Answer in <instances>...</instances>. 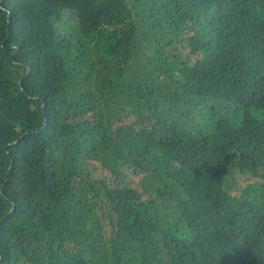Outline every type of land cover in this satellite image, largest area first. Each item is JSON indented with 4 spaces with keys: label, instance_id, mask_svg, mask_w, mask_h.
I'll return each instance as SVG.
<instances>
[{
    "label": "trees",
    "instance_id": "16d2710c",
    "mask_svg": "<svg viewBox=\"0 0 264 264\" xmlns=\"http://www.w3.org/2000/svg\"><path fill=\"white\" fill-rule=\"evenodd\" d=\"M0 264H264V0H0Z\"/></svg>",
    "mask_w": 264,
    "mask_h": 264
},
{
    "label": "rangeland",
    "instance_id": "374dc122",
    "mask_svg": "<svg viewBox=\"0 0 264 264\" xmlns=\"http://www.w3.org/2000/svg\"><path fill=\"white\" fill-rule=\"evenodd\" d=\"M63 17L65 21L66 29L74 35L76 39H84V36L82 35V32L80 30L77 16L75 15V12L71 10H65L63 12ZM142 59V58H141ZM141 62V61H140ZM140 62H136L134 66V72H136L137 67L139 66ZM131 76L135 75L133 73H129Z\"/></svg>",
    "mask_w": 264,
    "mask_h": 264
},
{
    "label": "bare ground",
    "instance_id": "6f19581e",
    "mask_svg": "<svg viewBox=\"0 0 264 264\" xmlns=\"http://www.w3.org/2000/svg\"><path fill=\"white\" fill-rule=\"evenodd\" d=\"M236 3H237V1H236ZM255 26V25H254ZM120 30H118V32H119ZM121 32H123V33H125L124 31H121ZM128 34V33H127ZM176 46H178V45H176ZM180 46V45H179ZM178 46V47H179ZM155 52V51H154ZM149 53V52H148ZM166 53V52H165ZM162 55V54H161ZM151 57V56H150ZM153 58V57H152ZM156 58V57H155ZM151 60V59H150ZM156 60H157V58H156ZM164 60V59H163ZM152 62L151 63H153V60H151ZM159 62H161L160 60H159ZM159 62H158V64H159ZM162 63V62H161ZM157 66V65H156ZM162 66V65H161ZM158 67V66H157ZM126 68V67H125ZM160 68V67H159ZM128 72V71H127ZM126 73V72H125ZM131 73V72H130ZM178 73V72H177ZM158 76H159V74H158ZM153 77H156V76H153ZM163 77V76H162ZM169 80V79H168ZM163 82V81H162ZM127 88V87H126ZM128 89V88H127ZM222 97H223V95H222ZM258 98V97H257ZM194 100V99H193ZM124 101V100H123ZM214 101V100H213ZM209 102H211V101H209ZM189 103V102H188ZM209 104V103H208ZM214 104V103H213ZM180 105V104H179ZM187 105V104H186ZM181 106V105H180ZM127 108V107H126ZM125 108V109H126ZM127 111V110H126ZM203 111V110H202ZM201 112V111H200ZM118 113V112H117ZM202 114V113H201ZM213 118V117H212ZM215 118V117H214ZM192 121H193V119H192ZM250 144V143H249ZM243 145V144H242ZM246 148H247V146H246ZM251 172V171H250ZM192 173V172H191ZM178 174V173H177ZM187 175H188V173H186ZM194 174H195V172H194ZM191 175V174H190ZM189 175V176H190ZM237 175L239 176V174L237 173ZM182 177V176H181ZM200 177V176H199ZM198 177V178H199ZM202 177V176H201ZM204 181V183H205V180H202V182ZM193 182H194V180H193ZM198 183V182H197ZM199 184V183H198ZM198 184L196 185L197 187L196 188H198ZM232 187H233V185H232ZM230 188V187H229ZM193 189V188H192ZM207 189H208V187H207ZM188 217V216H187ZM213 228V227H212ZM214 231V230H213ZM218 232V231H217ZM200 237V236H199ZM198 243V242H197ZM209 244V243H208ZM206 249V248H205ZM205 251V250H204ZM203 252V251H202ZM211 253V252H210ZM202 255H204V254H202ZM208 255V254H207ZM205 256V255H204ZM204 256H202V257H204ZM207 257H209V256H207ZM206 259V258H205ZM205 259H204V261H205ZM204 261H202V262H204Z\"/></svg>",
    "mask_w": 264,
    "mask_h": 264
},
{
    "label": "water",
    "instance_id": "95a60500",
    "mask_svg": "<svg viewBox=\"0 0 264 264\" xmlns=\"http://www.w3.org/2000/svg\"><path fill=\"white\" fill-rule=\"evenodd\" d=\"M26 133H28V132H26Z\"/></svg>",
    "mask_w": 264,
    "mask_h": 264
}]
</instances>
